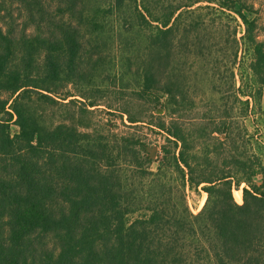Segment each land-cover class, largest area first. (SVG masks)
<instances>
[{"label":"trees","instance_id":"16d2710c","mask_svg":"<svg viewBox=\"0 0 264 264\" xmlns=\"http://www.w3.org/2000/svg\"><path fill=\"white\" fill-rule=\"evenodd\" d=\"M179 1L153 9L149 0H112L107 10L119 15L128 2L136 27L149 30L137 56L138 95H164L177 110L179 99L185 101L169 66L178 12L198 3L241 21L252 50L249 70L264 87V44L256 20L247 17L255 14L249 0ZM85 3L0 0V264H264V166L253 154L229 152L220 160L219 150L236 145L230 116L209 132L204 124L193 131L176 120L158 124L177 153L163 147L156 173L144 145L126 134L101 139L90 126L82 131L41 121L44 113L35 105H69L75 100L63 102L79 97L85 113L100 106L95 96L67 90L88 83L97 67L101 27L87 16ZM188 34L183 30L182 38ZM126 117L129 125L141 122ZM11 124L18 128L13 136ZM206 137L212 150L203 143L197 152ZM125 169L150 179L148 190L168 170L180 181L179 191L201 187L206 201L193 215L184 195L170 204L172 192L166 198L131 188ZM233 189L241 190V204ZM136 212L144 216L128 224Z\"/></svg>","mask_w":264,"mask_h":264},{"label":"rangeland","instance_id":"374dc122","mask_svg":"<svg viewBox=\"0 0 264 264\" xmlns=\"http://www.w3.org/2000/svg\"><path fill=\"white\" fill-rule=\"evenodd\" d=\"M149 2L153 9L168 2H173L174 6L180 4L179 0ZM111 3L112 0H86L87 16L101 27L96 42L99 53L95 59L97 67L88 83L67 87L68 91L76 95L81 92L97 97L100 106L91 109V113H85L79 105L83 102L79 97L63 102L75 100L69 105L59 104L48 108L35 105L36 113H44L41 121L47 126L62 123L76 126L82 131L85 130L84 126H90L96 137L101 139L111 140L116 134H126L144 145L153 161L150 170L156 173L163 147L171 153H177L172 139H167L166 133L158 129V124L164 123L168 127L172 120H176L190 131L204 124L207 126L206 132H209L230 116L227 123L236 138V149L219 150L220 160L228 156L229 152L237 155L253 154L264 166V87L256 83L249 70L252 50L243 41L244 25L237 16L228 12L221 13L216 5L207 3H198L178 12L181 17L169 66L185 96V101L179 99L183 104L177 110L166 105L164 95H138L141 81L137 74V56L143 53L144 35L149 30L145 26L136 27L133 16L128 12V2L119 15L107 13ZM248 4L253 6L255 14H248L247 17L256 20V35L258 41L264 44V0H249ZM89 30L90 27H86V32L89 33ZM183 30L189 32L187 40L182 38ZM124 114L141 122L129 125ZM17 131L18 128L11 124L10 135H15ZM220 138L223 140V136ZM207 139L200 140L197 152L199 148L202 149L203 143L210 151L213 143ZM213 152L218 154V149ZM124 174L125 183L142 194L151 191L154 194L163 193L167 198L169 192H172L170 204H179L184 195L193 215L199 213L206 201V194L201 191V187L197 191L187 188L179 191L180 181L168 170L152 179L154 183L149 190L147 185L150 179H141L135 171L129 169H125ZM254 182L259 183L260 179L257 177ZM232 191L235 202L241 204L242 199L238 202L235 197V192L241 190ZM142 216L143 212L130 214L126 222L129 224Z\"/></svg>","mask_w":264,"mask_h":264},{"label":"bare ground","instance_id":"6f19581e","mask_svg":"<svg viewBox=\"0 0 264 264\" xmlns=\"http://www.w3.org/2000/svg\"><path fill=\"white\" fill-rule=\"evenodd\" d=\"M235 197L238 200V202H240L241 201V192L240 191H236L235 192Z\"/></svg>","mask_w":264,"mask_h":264}]
</instances>
